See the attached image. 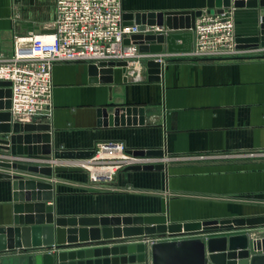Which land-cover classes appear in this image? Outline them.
<instances>
[{
  "label": "crops",
  "instance_id": "1",
  "mask_svg": "<svg viewBox=\"0 0 264 264\" xmlns=\"http://www.w3.org/2000/svg\"><path fill=\"white\" fill-rule=\"evenodd\" d=\"M36 4L42 8L43 0H0V47L6 54L12 53L16 35L42 33L53 21V8L50 16L46 10L41 18H32L30 9ZM206 5L207 0H121L123 13L196 11L206 10ZM234 24L236 36L256 35L258 15L254 9H235ZM188 46L192 48L193 39ZM88 66L56 63L52 117L25 124L50 125L47 145L52 155L57 149H93L105 141H120L129 150H163L170 158L167 163L162 160L166 187L162 190L161 173L155 170L124 169L104 187L91 184L84 171L53 170L48 179L11 170L52 183L56 214H149L160 209L163 198L174 222L264 212V59L170 62L160 82L138 83L123 79L118 68L102 75L112 77V83H91ZM4 101L2 94L0 102ZM101 106L143 107L146 126L97 128L96 110ZM5 123L0 119V125ZM45 134L35 130L19 137L28 138L25 144L38 152L46 145ZM0 138L8 140L9 134L0 133ZM200 155L207 158H196ZM74 166L61 167L78 168ZM13 204L10 184L0 179V226ZM250 232L264 236V229Z\"/></svg>",
  "mask_w": 264,
  "mask_h": 264
},
{
  "label": "water",
  "instance_id": "2",
  "mask_svg": "<svg viewBox=\"0 0 264 264\" xmlns=\"http://www.w3.org/2000/svg\"><path fill=\"white\" fill-rule=\"evenodd\" d=\"M254 9L258 15V32L252 36H237V48H264V0H207L206 10L221 13L228 8ZM202 10L123 13L124 24H146L163 26L165 33L133 35L131 40L141 52L158 53L188 52L193 35L191 29L195 18ZM129 41L126 40L125 43ZM148 82H160L164 69L159 64L147 62ZM125 62L89 64L91 83H112L111 74L114 68L124 73ZM53 70V68H52ZM102 76V77H98ZM125 79V77H123ZM9 82H0V119L5 120L0 133L9 134V139L0 138V142L11 143L13 153L16 144L27 142L28 138L19 137L23 132L42 131V136L51 137L50 125L12 123L9 112L11 91ZM97 128L145 127L146 118L143 107H98L96 110ZM49 134V135H48ZM28 154H50L51 146L46 150L36 148L26 150ZM62 158H87L92 149L58 150L53 152ZM143 155L164 154L163 150H136ZM3 170H20L27 173H39L51 176L47 168L29 167L16 163L0 162ZM126 170L158 171L161 173L162 190L166 187L165 166H132ZM55 172H77L80 168L56 167ZM0 179L10 184L11 207L10 217L0 226V264H264V236L252 239V228L264 229V212L249 214L245 217L223 220H190L171 221L168 213V202L160 201V209L155 213L125 215H58L55 211L53 184L35 179L24 178L22 174L0 172ZM50 204H46V202ZM54 205V206H53ZM43 219V220H42ZM66 225H70L65 229ZM75 227V228H74ZM234 227H245L240 234H227L217 237L184 239L158 242L152 245L130 244L127 239L147 238L166 232L208 231L219 229L224 232ZM64 228V229H63ZM97 230L98 234H91ZM116 231V232H115ZM89 233V234H88ZM90 235L89 238L82 235ZM129 241V240H127Z\"/></svg>",
  "mask_w": 264,
  "mask_h": 264
},
{
  "label": "built area",
  "instance_id": "3",
  "mask_svg": "<svg viewBox=\"0 0 264 264\" xmlns=\"http://www.w3.org/2000/svg\"><path fill=\"white\" fill-rule=\"evenodd\" d=\"M53 21L42 33L27 32L13 38L12 53L0 47V82L10 83V115L12 123H29L34 119L49 120L53 114L52 68L56 63L86 62L98 65L125 62L128 82L147 81V62L159 64L163 70L170 62L217 61L229 59L243 50L237 48L234 8L221 13L202 10L191 29L193 46L188 52H141L131 36L161 34L167 28L146 24H124L121 0H52ZM128 40V43L125 41ZM264 51V48L261 49ZM204 159L207 156H198ZM36 162H43L35 158ZM172 159V158H171ZM166 163V156L140 155L120 141L98 142L87 158H62L54 154L53 167L75 165L84 171L91 184L111 185L118 172L147 163ZM245 229L234 227L227 235ZM246 231V230H245ZM244 231V232H245ZM202 231L163 233L137 242L152 245L158 242L192 238L208 239ZM251 238H259L250 233ZM217 236V235H215ZM222 236V235H221Z\"/></svg>",
  "mask_w": 264,
  "mask_h": 264
},
{
  "label": "rangeland",
  "instance_id": "4",
  "mask_svg": "<svg viewBox=\"0 0 264 264\" xmlns=\"http://www.w3.org/2000/svg\"><path fill=\"white\" fill-rule=\"evenodd\" d=\"M42 5H43L42 8H40L39 4L33 5V7H31L30 10L32 11V18H41L42 16H44V13L46 12V10H47V13L50 16V14L52 13V8H53L52 0H43V4ZM50 23H52L51 20L49 22V25H50ZM244 49H246V50H244ZM248 49L249 50L252 49V50L248 51ZM258 49H259L258 47L257 48H241V50H243L242 52H239L238 54H236L235 56H233V57H231L229 59H233V58L234 59H236V58L264 59V51H261V50H258ZM24 133L25 132H23L22 134H24ZM16 148H17L16 152L13 153L12 148H11V143L9 141H8V143L0 142V162H3V163L7 162L9 164L16 163V164L29 166V167L32 166V167H38V168H47V170H51V174L54 173L53 170L56 167H53L50 164V160L52 158V154L51 153L50 154H41V153L28 154V152H26V150H28L29 147L23 141L20 142V143H17L16 144ZM152 156L153 157H159V155H152ZM35 158H37L38 160H42L43 162H36V161H34V160H36ZM157 164H163V166H164V163H160V162L147 163L144 166H148V165L155 166ZM3 169L4 168L0 167V172L1 171L5 172V173H10L11 172V170L6 171V170H3ZM36 175L38 176V173ZM51 176L44 175V177H46L48 179ZM69 228H73V227H69ZM240 228L244 229L245 227H240ZM220 231H218V232H220ZM218 232H216L214 230H208V231H205L204 235L207 238L208 237H217V236H220L219 234H216ZM156 235H160V234H155L154 236H156ZM215 235H217V236H215ZM135 239H137V237L133 238V239H127L129 241L126 240L125 242H129L130 244H138L139 243V242H137L138 240H135ZM201 239L206 240L204 237H202Z\"/></svg>",
  "mask_w": 264,
  "mask_h": 264
},
{
  "label": "bare ground",
  "instance_id": "5",
  "mask_svg": "<svg viewBox=\"0 0 264 264\" xmlns=\"http://www.w3.org/2000/svg\"><path fill=\"white\" fill-rule=\"evenodd\" d=\"M4 126H7V125H4V124H1L0 125V128L1 129H3L4 128ZM43 139V141L46 143V145L42 148L43 150H46V149H48L49 147H50V145L48 146L47 144H48V142H49V137H44V138H42ZM28 142V141H27ZM27 145V144H26ZM70 159H73V158H70ZM70 168H72V167H70ZM52 175V174H51ZM43 220V219H42ZM89 234V233H88ZM82 235V237H87V238H89L90 237V235ZM97 234H98V232H97V230L95 231V232H93L92 234H91V236L92 237H95V236H97ZM141 243V242H140ZM142 244V243H141Z\"/></svg>",
  "mask_w": 264,
  "mask_h": 264
}]
</instances>
